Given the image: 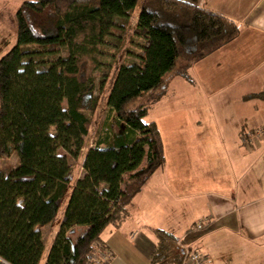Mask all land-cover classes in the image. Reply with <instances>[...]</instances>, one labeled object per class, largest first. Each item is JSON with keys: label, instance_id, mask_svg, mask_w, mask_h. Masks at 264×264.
<instances>
[{"label": "trees", "instance_id": "trees-1", "mask_svg": "<svg viewBox=\"0 0 264 264\" xmlns=\"http://www.w3.org/2000/svg\"><path fill=\"white\" fill-rule=\"evenodd\" d=\"M17 20L0 59V159H19L0 170V264H107L91 258L107 252L102 234L128 220L166 162L147 118L169 74L191 82L192 67L239 27L182 0H25ZM104 96L107 115L86 148ZM57 220L46 254L44 230ZM157 234L152 264H183L176 238Z\"/></svg>", "mask_w": 264, "mask_h": 264}, {"label": "crops", "instance_id": "crops-1", "mask_svg": "<svg viewBox=\"0 0 264 264\" xmlns=\"http://www.w3.org/2000/svg\"><path fill=\"white\" fill-rule=\"evenodd\" d=\"M182 1L220 14L239 27L233 42L190 70L192 86L226 97L213 101L216 111L205 97L203 105L208 107L203 113L185 119L183 115L192 130L178 131L181 137L174 141L173 136L166 138L167 124H162L171 120L172 113L149 121L159 127L166 162L133 199L128 220L102 234L111 256L107 264H152L158 231L199 250L206 264H225L222 255L232 251L242 257L237 264H264V139L242 142L248 131L264 127V96L246 99L264 95V0ZM196 102L202 104L200 98ZM218 105L224 113H219ZM200 223L203 228L198 230Z\"/></svg>", "mask_w": 264, "mask_h": 264}, {"label": "rangeland", "instance_id": "rangeland-1", "mask_svg": "<svg viewBox=\"0 0 264 264\" xmlns=\"http://www.w3.org/2000/svg\"><path fill=\"white\" fill-rule=\"evenodd\" d=\"M25 0H0V59L5 56L16 44L17 41V31H18V20H17V13L24 3ZM136 19H134V22ZM134 22L132 23V28L134 27ZM123 57L126 59L127 57L123 55ZM206 59V58H205ZM195 66V65H194ZM193 66V67H194ZM190 72H188V77L190 76ZM178 70L174 71L169 78V89L167 92V95L163 97L162 101L159 102L158 105H156L150 112L149 117L147 118V121L150 120H161L162 116H164L165 113L170 112V119L169 121H164L163 123L167 124V131H166V138L169 136H173L172 141L177 139L179 136L177 133L178 131H187L190 129L192 130L191 126H189V121L184 120L187 115H191L194 113H203L205 111V107H208V105H203L204 98L206 97L208 102L210 101V104L212 105V110L216 111V103L213 102L215 99H224L226 96L224 94H204L203 88L197 84L192 86L190 82H188L185 78L180 77L177 75ZM205 86V84L203 83ZM206 90H208L205 87ZM107 92H105V95ZM196 98H200V102L202 104H198L196 102ZM220 105V104H219ZM219 105L217 107V110L220 111L221 107L219 108ZM237 110H235V113H239L240 110L238 107H235ZM220 109V110H219ZM223 110L219 113H224ZM227 112V111H226ZM107 115V108L105 105V96L102 98L101 106L96 114V117L93 122V128L90 136L88 137V142L86 145V148L90 146V144L94 140V136L96 131L99 129L100 124L104 121L105 117ZM184 115V119H182V116ZM164 120V118H163ZM182 127V129H180ZM165 128V127H164ZM191 139V138H190ZM175 152V151H174ZM172 152V154L174 153ZM193 158H191L192 160ZM207 159V157H206ZM19 165V159L17 155H13L9 159H0V170L8 173L14 168H16ZM75 174L78 176L81 172V161L77 163V165L74 167ZM62 215V214H61ZM60 215V217H61ZM58 220L52 224L51 226H48L44 230V236H45V243L47 248L49 247L48 242L52 239L53 235V227L57 226ZM224 239L220 240L219 247H221V250L224 252V242H222ZM176 245V242H175ZM105 252V251H104ZM106 253V252H105ZM97 254H99V251H97ZM225 255V253H224ZM222 255V260L226 259L225 264L229 262L230 264H237L238 259H242L240 257V253L237 251H232L230 255H226L225 257ZM43 264V262H42ZM238 264H241L238 262Z\"/></svg>", "mask_w": 264, "mask_h": 264}, {"label": "built area", "instance_id": "built-area-1", "mask_svg": "<svg viewBox=\"0 0 264 264\" xmlns=\"http://www.w3.org/2000/svg\"><path fill=\"white\" fill-rule=\"evenodd\" d=\"M258 139V140H263L264 139V127L257 129L255 131H248L244 136L242 137V142L244 144H248L250 141ZM203 228V224L200 223L197 225L196 229L200 230ZM176 245L180 249V251L183 254L184 261L183 264H206L205 257L204 255L197 249H192L185 245L181 240H178L176 242ZM98 250H95V254L91 256L92 260L95 261L96 263H99V256L101 261L104 263H108L111 260V256L108 252H104L101 255L97 254Z\"/></svg>", "mask_w": 264, "mask_h": 264}]
</instances>
